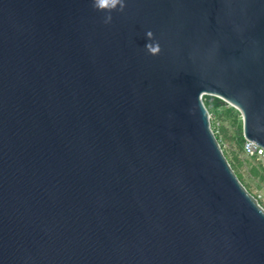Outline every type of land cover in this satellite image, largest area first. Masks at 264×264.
I'll return each mask as SVG.
<instances>
[{
	"label": "water",
	"instance_id": "obj_1",
	"mask_svg": "<svg viewBox=\"0 0 264 264\" xmlns=\"http://www.w3.org/2000/svg\"><path fill=\"white\" fill-rule=\"evenodd\" d=\"M104 2L0 0V264H264V0Z\"/></svg>",
	"mask_w": 264,
	"mask_h": 264
},
{
	"label": "rangeland",
	"instance_id": "obj_2",
	"mask_svg": "<svg viewBox=\"0 0 264 264\" xmlns=\"http://www.w3.org/2000/svg\"><path fill=\"white\" fill-rule=\"evenodd\" d=\"M203 100L205 102L204 96ZM208 101L212 97L207 98ZM212 125L218 131V138L223 152L234 171L240 175L241 182L254 194L264 207V165L252 156H246L239 149L236 138L241 130V116L239 112L227 103H221L217 107L209 109ZM225 128V132L222 131ZM237 156V159L235 158ZM255 166L258 174H253L251 168Z\"/></svg>",
	"mask_w": 264,
	"mask_h": 264
},
{
	"label": "clouds",
	"instance_id": "obj_3",
	"mask_svg": "<svg viewBox=\"0 0 264 264\" xmlns=\"http://www.w3.org/2000/svg\"><path fill=\"white\" fill-rule=\"evenodd\" d=\"M118 5H119V10L122 11L124 6H125V0H105V2H104V6L108 7L110 9L109 12H111V10L117 9ZM111 20H112V16L111 15H107L105 17L104 23L105 24H110ZM145 36L150 40V43H147L145 45V49L151 55L158 54L159 51H160L159 43L152 39V33L148 32V33L145 34Z\"/></svg>",
	"mask_w": 264,
	"mask_h": 264
},
{
	"label": "built area",
	"instance_id": "obj_4",
	"mask_svg": "<svg viewBox=\"0 0 264 264\" xmlns=\"http://www.w3.org/2000/svg\"><path fill=\"white\" fill-rule=\"evenodd\" d=\"M212 128H213L214 133L218 134V131L213 125H212ZM242 153L246 156H252L257 161L261 162V164L264 165V148L256 145L253 141L244 139Z\"/></svg>",
	"mask_w": 264,
	"mask_h": 264
},
{
	"label": "trees",
	"instance_id": "obj_5",
	"mask_svg": "<svg viewBox=\"0 0 264 264\" xmlns=\"http://www.w3.org/2000/svg\"><path fill=\"white\" fill-rule=\"evenodd\" d=\"M209 97H211V96H209V95H204L205 105H206L207 107H209V109L215 108V107H217L219 104L223 103V102H221V101H220L218 98H216V97H212V100H211V101H208L207 98H209ZM222 131L225 132V128L222 127ZM216 136H217V138H218V134H216ZM218 139H219V138H218ZM236 141L238 142L239 149L242 150L244 139H243V137H242V131H241V130H240V132H239V136L236 138ZM235 158L237 159V156H236V155H235ZM230 164H231V163H230ZM231 166H232V168H233V165H232V164H231ZM251 172H252L253 174H255V175L258 174V170L256 169L255 166H253V167L251 168ZM237 175H238V177H239L240 180H241L240 175H239V174H237Z\"/></svg>",
	"mask_w": 264,
	"mask_h": 264
}]
</instances>
